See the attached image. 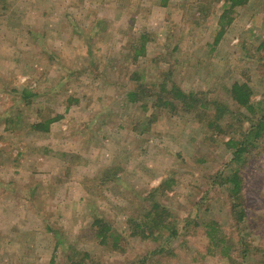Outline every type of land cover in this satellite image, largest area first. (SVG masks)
Returning a JSON list of instances; mask_svg holds the SVG:
<instances>
[{
	"label": "rangeland",
	"instance_id": "obj_1",
	"mask_svg": "<svg viewBox=\"0 0 264 264\" xmlns=\"http://www.w3.org/2000/svg\"><path fill=\"white\" fill-rule=\"evenodd\" d=\"M223 6L0 0V264H264V136L252 134L264 115V0L236 6L215 43ZM136 73L204 92L210 116L131 101ZM55 114L47 132L29 129ZM236 139L246 151L230 162ZM232 169L243 180L237 225L213 183ZM153 201L180 228L170 241L132 233ZM95 218L113 244L100 242ZM209 220L224 240L209 242Z\"/></svg>",
	"mask_w": 264,
	"mask_h": 264
},
{
	"label": "trees",
	"instance_id": "obj_2",
	"mask_svg": "<svg viewBox=\"0 0 264 264\" xmlns=\"http://www.w3.org/2000/svg\"><path fill=\"white\" fill-rule=\"evenodd\" d=\"M227 9H223L221 15L219 16V29L216 34V38H214V42L216 43L219 37L222 35L224 26L226 21L224 22L225 16L228 15L236 6H240L245 4L248 0H223ZM161 5L165 6L168 0H160ZM229 19L227 20V22ZM145 36L143 34L140 36V40L135 46H132L133 55L132 60L136 61L139 56H143L145 52ZM166 78V77H164ZM131 79L136 82V86L133 90L128 92V97L131 101L136 100H150L152 102L153 107L157 106H165L168 110L175 112L179 106H184L183 108L187 111H192L195 116H205L209 117L210 115L206 113L202 108H205L207 103V97L204 92L201 93H193V92H184L180 87H178L174 83H168L165 79L159 83H151L150 85H146L141 78V75L132 74ZM145 89V90H144ZM25 92V93H23ZM22 95L24 97H29L31 92L26 93L23 91ZM230 93L232 99L241 106H246L250 103L249 101V93L247 91V87L238 82H234L230 87ZM200 95V96H199ZM146 102V101H145ZM200 113V114H199ZM197 114V115H196ZM61 116L55 114L54 116H48L45 119H41L39 121L33 122L30 124L29 129L32 131H40L47 132L49 130V126L52 122L59 120ZM218 116L213 115V118L210 120L209 125L213 126L212 123L217 124ZM212 122V123H211ZM253 137L259 138L260 136H264V115L259 118L256 123V128L253 131ZM233 137H231L232 140ZM238 143H237V142ZM234 141L236 143V147L233 151V159L237 160L240 156L246 151L244 145L245 140L236 139ZM248 142H250L248 140ZM230 144V143H229ZM242 177L239 174L237 169H232L226 173H219L214 176V184H218L220 186H225L227 190V196L230 202V213L232 218L235 220V223L241 222L244 218V209L242 205L241 199V189H242ZM169 185V182L163 181L158 187L155 189L165 190L167 187L164 185ZM154 189V190H155ZM153 190V191H154ZM152 191V193H153ZM93 224L96 227V236L99 238L100 242L107 243L109 239H112V244L115 241L113 237V231L109 223L101 218H95L93 220ZM206 231L205 234L209 240V242L216 243L220 240H224V237L215 236L217 231V222L214 220H209L208 223L205 224ZM132 233L137 236H141L142 238H149L155 240L162 236V231L166 233L164 235V239L170 241L174 237H177L178 233H180V228L177 226V222L172 220V215L169 209L158 202H152L145 211L141 215V219L135 221L132 226ZM218 240V241H216ZM164 247H162V250ZM236 264V262L233 260ZM240 264V263H237Z\"/></svg>",
	"mask_w": 264,
	"mask_h": 264
}]
</instances>
